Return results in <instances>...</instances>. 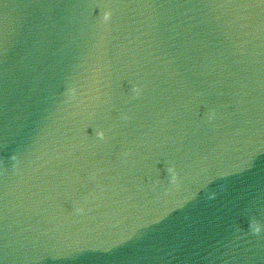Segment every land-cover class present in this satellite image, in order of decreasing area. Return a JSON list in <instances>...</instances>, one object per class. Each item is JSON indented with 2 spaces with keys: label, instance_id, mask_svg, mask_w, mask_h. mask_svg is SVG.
Wrapping results in <instances>:
<instances>
[{
  "label": "water",
  "instance_id": "1",
  "mask_svg": "<svg viewBox=\"0 0 264 264\" xmlns=\"http://www.w3.org/2000/svg\"><path fill=\"white\" fill-rule=\"evenodd\" d=\"M0 264H264V0H0Z\"/></svg>",
  "mask_w": 264,
  "mask_h": 264
},
{
  "label": "clouds",
  "instance_id": "2",
  "mask_svg": "<svg viewBox=\"0 0 264 264\" xmlns=\"http://www.w3.org/2000/svg\"><path fill=\"white\" fill-rule=\"evenodd\" d=\"M105 18L107 19V17H105ZM103 135H104V134H103L102 132L99 133V136H100L101 139H103Z\"/></svg>",
  "mask_w": 264,
  "mask_h": 264
}]
</instances>
